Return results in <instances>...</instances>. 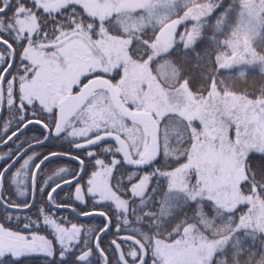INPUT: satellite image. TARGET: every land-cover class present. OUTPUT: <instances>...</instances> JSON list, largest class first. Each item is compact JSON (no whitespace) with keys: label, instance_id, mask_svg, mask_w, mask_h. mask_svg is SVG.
Masks as SVG:
<instances>
[{"label":"snow or ice","instance_id":"1","mask_svg":"<svg viewBox=\"0 0 264 264\" xmlns=\"http://www.w3.org/2000/svg\"><path fill=\"white\" fill-rule=\"evenodd\" d=\"M0 264H264V0H0Z\"/></svg>","mask_w":264,"mask_h":264}]
</instances>
